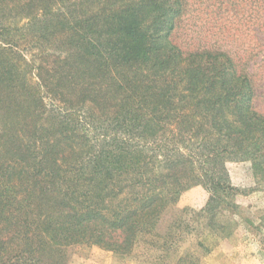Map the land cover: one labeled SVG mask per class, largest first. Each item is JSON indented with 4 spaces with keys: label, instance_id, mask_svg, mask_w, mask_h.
Masks as SVG:
<instances>
[{
    "label": "trees",
    "instance_id": "16d2710c",
    "mask_svg": "<svg viewBox=\"0 0 264 264\" xmlns=\"http://www.w3.org/2000/svg\"><path fill=\"white\" fill-rule=\"evenodd\" d=\"M194 3L264 48V0H0V264H66L78 245L196 264L182 211L160 227L180 195L208 193L211 228L227 162L264 183V54L184 53L171 35Z\"/></svg>",
    "mask_w": 264,
    "mask_h": 264
},
{
    "label": "rangeland",
    "instance_id": "374dc122",
    "mask_svg": "<svg viewBox=\"0 0 264 264\" xmlns=\"http://www.w3.org/2000/svg\"><path fill=\"white\" fill-rule=\"evenodd\" d=\"M191 10L182 16L171 35V42L184 53L196 51L204 44L217 43L225 46L231 54L241 56L252 52L256 58L264 54V48L256 43L257 34L249 33L246 36L243 29L235 24L232 26L237 27V30L230 28L228 33L217 27L211 28V24L208 28L203 25L204 17L199 15L197 4L194 3ZM238 11L242 12L241 9ZM30 47L25 48L24 52L20 45L19 51L24 52L22 55L26 59L34 50ZM256 58L249 61L250 66L254 65L253 69L258 72ZM263 84L259 82L255 108L264 114ZM225 168L234 191L225 199L229 208L218 209L211 228H206L207 220L197 214L208 201V193L201 186L183 192L172 209L164 215L160 227L164 229L167 222L182 211L181 220L186 222L188 228L186 234L181 233L178 254L192 255L196 264H264V183L254 178L249 162H227ZM182 225H185L183 221ZM141 250L138 246L131 255L119 256L96 246L78 245L69 249L66 264H148L145 259L151 260L153 257L143 256Z\"/></svg>",
    "mask_w": 264,
    "mask_h": 264
}]
</instances>
